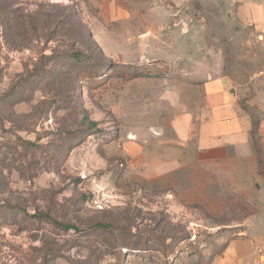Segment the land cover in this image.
Returning a JSON list of instances; mask_svg holds the SVG:
<instances>
[{"label":"rangeland","instance_id":"1","mask_svg":"<svg viewBox=\"0 0 264 264\" xmlns=\"http://www.w3.org/2000/svg\"><path fill=\"white\" fill-rule=\"evenodd\" d=\"M119 2L0 0V203L24 211H0V264H207L244 228L242 212L184 204L130 159L174 100L198 112L207 76L259 118L264 31L235 0Z\"/></svg>","mask_w":264,"mask_h":264},{"label":"crops","instance_id":"2","mask_svg":"<svg viewBox=\"0 0 264 264\" xmlns=\"http://www.w3.org/2000/svg\"><path fill=\"white\" fill-rule=\"evenodd\" d=\"M114 1V0H113ZM247 22L264 31V0H235ZM115 3V2H114ZM227 77L200 82L204 105L194 112L179 101L158 129L152 148L137 150L130 168L153 187L171 188L184 204L227 212L229 199L246 202L244 228L209 264H264V105L255 121L239 105Z\"/></svg>","mask_w":264,"mask_h":264},{"label":"trees","instance_id":"3","mask_svg":"<svg viewBox=\"0 0 264 264\" xmlns=\"http://www.w3.org/2000/svg\"><path fill=\"white\" fill-rule=\"evenodd\" d=\"M114 2L118 5H120V2L119 0H114ZM1 23V26H3V23ZM70 57L71 59H73L74 61L76 62H82V57H83V53L81 52H73L72 54H70ZM94 125V123H92ZM20 144L23 146V148L25 149H28V148H32V147H36V144L35 142L33 141H30V140H23V139H20ZM258 169H259V172L262 176H264V159L259 157L258 158ZM17 206L15 205H11L9 203H0V211L1 210H5V211H17V212H23V210H21L20 208L17 210ZM228 211L229 212H237V211H240L242 212L244 215H247L249 213H252V209L249 207V205L246 203V202H243V201H240V200H235L234 198H230L229 199V205H228ZM35 217H37L38 220H43V221H46V222H50L52 224H55L63 229H68V228H73V226L71 224H68V223H63V222H60L56 219H54L48 211H41V212H38L37 214H34ZM98 227L102 226L104 227L105 225L104 224H98L97 225ZM210 261L207 263L209 264Z\"/></svg>","mask_w":264,"mask_h":264}]
</instances>
